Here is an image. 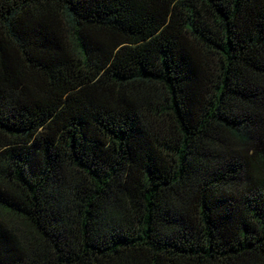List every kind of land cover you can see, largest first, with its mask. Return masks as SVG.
<instances>
[{
    "label": "trees",
    "instance_id": "1",
    "mask_svg": "<svg viewBox=\"0 0 264 264\" xmlns=\"http://www.w3.org/2000/svg\"><path fill=\"white\" fill-rule=\"evenodd\" d=\"M0 264H264V0H0Z\"/></svg>",
    "mask_w": 264,
    "mask_h": 264
}]
</instances>
